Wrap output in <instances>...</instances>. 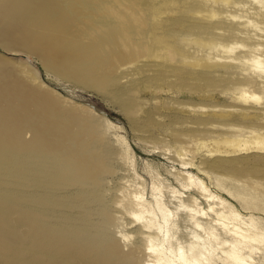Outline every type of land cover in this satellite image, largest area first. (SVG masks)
Here are the masks:
<instances>
[{
    "label": "rangeland",
    "instance_id": "rangeland-1",
    "mask_svg": "<svg viewBox=\"0 0 264 264\" xmlns=\"http://www.w3.org/2000/svg\"><path fill=\"white\" fill-rule=\"evenodd\" d=\"M32 1L0 0V130L6 139L15 130L11 140L25 143L20 150L27 148L35 163L49 156L61 169L48 175L45 164L30 167L40 168L42 178L45 173L47 186L43 179L35 185L39 188L34 186L35 172L28 165L23 185L5 184L15 193L21 189L27 201L22 205L18 192L11 197L18 206L5 202L0 207V264H142L147 258L139 232L143 226L129 214L136 193L153 210L162 228L153 234L165 247L166 224L157 198L177 212L173 245H186L193 232L203 233L188 215L194 198L207 207L197 187L200 180L243 216L253 214L264 225V153H216L209 144L236 135L250 142V130L264 138V71L252 61L229 69L203 64V54L250 57L247 48L255 43L264 63V6L258 0H90L94 8L82 12L78 23L71 12L47 16ZM74 6L69 2L65 9ZM244 90L260 98H239ZM56 161L65 163L61 167ZM82 164L88 175L81 176ZM188 174L194 182L187 183ZM61 182L67 191H60ZM235 193H242L249 206L243 207ZM202 221L208 226L211 219ZM255 256L264 264L263 249Z\"/></svg>",
    "mask_w": 264,
    "mask_h": 264
},
{
    "label": "bare ground",
    "instance_id": "bare-ground-1",
    "mask_svg": "<svg viewBox=\"0 0 264 264\" xmlns=\"http://www.w3.org/2000/svg\"><path fill=\"white\" fill-rule=\"evenodd\" d=\"M14 1V0H13ZM18 1V0H17ZM35 1V0H33ZM32 1V2H33ZM92 1V0H91ZM95 0H93L92 2H94ZM254 1V0H253ZM257 1V0H256ZM16 2V1H15ZM14 2V3H15ZM27 2V1H26ZM25 2V3H26ZM30 2V1H29ZM39 2V3H38ZM69 2H74L75 3V6L73 8H70V9H65V5ZM258 2H260V4H262L264 6V0H258ZM1 3V2H0ZM7 3V2H6ZM42 5V7H44V13L45 15L47 16H55V15H58L59 13H67L69 15V12H71L70 14H75V18H74V22H75V19L78 21L79 17L81 16L82 12H86L87 13V10H92L94 7H92V4L90 2V0H37L36 1V5ZM89 3V4H88ZM17 4H21L20 2L17 3ZM30 3H26L27 6H30L29 5ZM259 4V3H258ZM32 5V4H31ZM36 5L33 4V6H35V8L37 7ZM12 6H13V3H12ZM11 6V7H12ZM262 6V7H263ZM16 6H14L15 8ZM31 7V6H30ZM29 7V8H30ZM13 8V7H12ZM34 8V7H33ZM32 8V9H33ZM31 9V8H30ZM37 11L40 10L39 8H36ZM261 9V8H260ZM263 9V8H262ZM16 10V9H15ZM18 10H21V9H18ZM27 10H28V7H27ZM42 10V9H41ZM40 10V11H41ZM258 10V8H257ZM10 11V10H9ZM34 10H32L31 12L33 13ZM43 11V10H42ZM67 11V12H65ZM249 11V10H248ZM17 12V10H16ZM90 12V11H89ZM94 12V10H93ZM250 12V11H249ZM259 12V11H258ZM262 12V10H261ZM260 12V13H261ZM10 13V12H9ZM30 13V12H28ZM41 13V12H40ZM43 13V12H42ZM41 13V15L43 16V14ZM58 13V14H57ZM91 13V12H90ZM96 13V12H95ZM246 13V12H244ZM243 13V14H244ZM8 14V13H7ZM6 14V15H7ZM25 14V13H24ZM27 14V12H26ZM34 14V13H33ZM36 14V12H35ZM34 14V16H35ZM39 14V13H38ZM66 14V15H67ZM92 14V13H91ZM98 14V12H97ZM252 14V13H250ZM258 14V13H256ZM13 15V14H12ZM11 15V16H12ZM37 15V14H36ZM67 15V16H68ZM85 15V14H84ZM84 15H82V17L84 18ZM87 15V14H86ZM247 15V14H246ZM245 15V16H246ZM254 15V14H253ZM29 16V15H28ZM257 16V15H256ZM264 16V15H263ZM10 17V16H8ZM30 17V16H29ZM38 17V16H37ZM36 17V18H37ZM40 17V15H39ZM74 17V16H73ZM72 17V18H73ZM88 17V16H87ZM94 17V14L93 16ZM65 18V17H64ZM69 18V17H68ZM71 18V19H72ZM81 18V17H80ZM86 18V17H85ZM90 18V17H89ZM97 18V17H96ZM212 18V16H211ZM257 18V17H256ZM264 18V17H262ZM7 19V18H6ZM29 19V18H28ZM27 19V20H28ZM45 19V18H43ZM70 19V18H69ZM82 19V18H81ZM80 19V21L82 22V20ZM95 19V18H94ZM9 20V19H8ZM26 20V19H25ZM37 20H41L40 18ZM49 20V19H48ZM86 20V19H85ZM42 21V20H41ZM73 21V20H71ZM76 21V22H77ZM90 21V20H89ZM97 21V20H96ZM249 21V19H248ZM254 21V20H253ZM69 22V20L67 21ZM75 22V23H76ZM33 25H34V22H32ZM70 23V22H69ZM78 23V22H77ZM39 24V22L37 23L36 22V25L37 26ZM55 24V22H54ZM238 24V23H237ZM242 25H244V23H241ZM247 24V23H245ZM258 24V23H257ZM23 25V24H22ZM50 25V24H49ZM94 25V24H93ZM98 25V24H97ZM239 25V24H238ZM248 25H250L248 23ZM25 26V25H24ZM35 26L31 29H34ZM45 26V25H44ZM51 26V25H50ZM59 26V25H58ZM255 26V24H254ZM30 27V26H29ZM40 27V26H39ZM38 27V28H39ZM43 27V26H42ZM41 27V28H42ZM48 27V26H47ZM96 27V26H95ZM100 27V26H99ZM37 28V27H36ZM45 28V27H44ZM252 28H253V24H252ZM45 29H48V28H45ZM56 29V28H55ZM218 29V28H217ZM216 29V30H217ZM35 30V29H34ZM33 30V31H34ZM39 30H42L39 28ZM54 30V29H53ZM221 30V29H220ZM220 30H217V31H220ZM29 30H27L28 32ZM35 31H38V30H35ZM19 32V31H18ZM23 32V31H21ZM56 32V31H55ZM55 32L53 31V34H55ZM61 32V31H59ZM63 32V31H62ZM260 32V31H259ZM58 33V32H57ZM252 33V32H251ZM30 34V33H29ZM47 34V32H46ZM49 34V33H48ZM17 35V34H16ZM19 35V34H18ZM57 35V34H56ZM64 35V33H63ZM247 35V34H246ZM30 36V35H29ZM51 36V35H50ZM58 36H61V33L59 35L58 33ZM57 36V37H58ZM249 38V37H248ZM54 39V38H53ZM52 39V40H53ZM58 40L56 41H53V42H62V39H60V37L58 38ZM61 40V41H60ZM189 41L191 40L188 39ZM197 41V39H196ZM205 41V40H204ZM208 41V40H207ZM64 42V41H63ZM194 42V41H193ZM210 42V41H209ZM197 43V42H195ZM205 43L207 45H209L210 43L208 42H202L201 45ZM62 44V43H61ZM60 44V45H61ZM259 44L260 43H255L253 44L252 46H249L247 48V52L248 54H250V57H245V56H242V55H239V54H236V55H229L227 58H224V59H220V58H216V57H212L209 55H206V54H203L205 57V59L203 60V64H205V66H215L216 64H220L221 67H224L225 69H229V68H234L236 67L237 65L241 64V63H245L247 61H252V62H255L256 65H258V67L261 68L262 71H264V63L256 56V53L257 51L259 50ZM263 44V43H262ZM194 45V44H193ZM229 45V44H228ZM58 47V46H56ZM209 47V46H207ZM211 47V46H210ZM219 47V46H218ZM59 48V47H58ZM214 44L212 46V50L214 49ZM227 48H231V46H223V50H227ZM211 49V48H210ZM210 49H207V50H210ZM216 49H217V46H216ZM232 50V49H231ZM209 52V51H207ZM196 53V52H195ZM199 53V52H197ZM220 53V52H219ZM214 54H217V53H214ZM203 58V57H201ZM198 59V57H197ZM199 61L196 60V62ZM198 64V63H196ZM261 83V82H260ZM239 87V86H238ZM241 87V86H240ZM242 88V87H241ZM239 89V88H236V90ZM244 95H239L238 97L239 98H242L244 100H247L249 98H253V99H259L260 96L256 95V94H249L247 93L245 90H244ZM14 107V106H13ZM91 108V106H90ZM94 109V108H93ZM95 110V109H94ZM93 110V111H94ZM221 114V113H220ZM224 115V114H223ZM33 117V116H32ZM110 124L112 123L111 120H109L108 118L104 117ZM2 123V122H1ZM0 123V124H1ZM2 125V124H1ZM6 125V124H5ZM111 125V124H110ZM21 128V127H20ZM8 129L7 126L5 128V130ZM12 129H14L12 127ZM11 128H9V130H12ZM244 129V128H243ZM2 130H0V132L2 133ZM8 130V131H9ZM22 130V128H21ZM20 129L18 131H21ZM235 130H239V128L237 129L235 127ZM248 130V129H246ZM15 131V130H14ZM14 131L12 132L14 134ZM24 131V130H23ZM3 132H5L3 130ZM7 132V131H6ZM248 132V131H247ZM19 133V132H18ZM23 133V132H22ZM5 135V133H2V135ZM8 135V133H6ZM12 134V135H13ZM25 134V133H24ZM31 134V133H30ZM1 135V134H0ZM1 135V136H2ZM11 135V137H13ZM18 135V134H16ZM26 135V134H25ZM37 135V134H36ZM35 135V136H36ZM242 135V134H241ZM249 135L251 136L250 138L252 139L250 142H242L239 140L238 135H236L235 138H221V139H211V142L209 144H211L213 147L211 148L210 151L212 152H216V153H225V154H231V153H247V152H254V153H264V138L261 134L259 133H255L253 131L250 130L249 132ZM0 136V137H1ZM21 136V135H20ZM28 136H30L28 134ZM9 137L8 139H6V135H5V138L4 139H0V182L3 183L2 185L0 184V207L2 206V209L5 208V205L7 206V203L9 204H13L12 202L15 201L14 198H11L13 197V195H17L18 192H22L21 189L20 191H18L17 193L16 190H13V188L16 187V185H20L22 184L23 185V181L25 182L27 180V177L26 175H24V172L23 170L25 169V167L27 166L29 169L28 170H32V172H35V176L33 177L32 175V182L34 183V186L37 185V184H40L42 183V179H46L45 177V173H47L48 175L51 174L54 172L55 175L56 173H58L61 168H59V166L55 167L56 165L53 163L52 160H50L51 158L48 157V159L50 161H52V163L47 159H45L46 161L43 162L42 161V164H45L44 166V177L42 178L41 176H39V170L42 171L40 168L38 169V167H40L39 165H42L40 164L41 162L40 161H36L35 163V160L32 161V157H35L33 154H27L26 153V150L27 148L22 151V149L20 150V148H22V146L25 144H22L23 142H21L19 144V140H11V137L10 136H7ZM15 138L17 136H14ZM241 137V136H240ZM22 138H24L22 136ZM28 138V137H27ZM26 138V139H27ZM60 139V137H57ZM59 139H56V140H59ZM31 138L28 140L30 141ZM36 140V139H35ZM39 140V138H38ZM244 140V138H243ZM26 141V140H25ZM34 141V140H33ZM33 141L31 142H27V143H32ZM40 141V140H39ZM18 142V146L15 144H17ZM205 143V142H204ZM22 144V146H21ZM41 144V143H40ZM20 145V146H19ZM30 145V144H29ZM37 145V144H36ZM44 145V144H43ZM197 145V144H196ZM204 145V144H203ZM27 146V145H25ZM32 146V145H31ZM42 146V145H41ZM40 146V147H41ZM207 146V145H206ZM210 146V145H209ZM208 146V147H209ZM24 147V146H23ZM30 147V146H29ZM28 147V148H29ZM31 148V147H30ZM35 148V147H34ZM33 148V149H34ZM36 149V148H35ZM34 149V150H35ZM124 149H125V146H124ZM210 149V148H209ZM208 149V150H209ZM32 150V149H31ZM40 150V148H39ZM42 151V150H40ZM29 152V151H27ZM126 152V151H125ZM49 154V153H47ZM24 157L26 158L27 157V160L26 162L24 161ZM41 157V156H39ZM38 156L36 158H39ZM46 157V156H45ZM56 157V156H55ZM58 157V156H57ZM56 157V158H57ZM232 157V156H231ZM44 159V157H42ZM54 158V157H53ZM52 158V159H53ZM74 158V157H73ZM81 158V157H80ZM41 159V158H40ZM57 160V159H56ZM62 160V159H60ZM67 160V158H66ZM222 160V158H221ZM58 161V160H57ZM56 161V162H57ZM71 160H69L70 162ZM61 162V161H60ZM59 162V163H60ZM68 162V161H67ZM77 162V161H76ZM80 162V159L79 161L77 162V164ZM216 162V161H215ZM244 162V161H241V163ZM58 163V162H57ZM58 163V164H59ZM62 163H65L64 161L61 162L60 166L62 165ZM72 163V161H71ZM87 163V162H86ZM86 163L84 165H86ZM219 163V162H218ZM225 163V162H224ZM39 164V165H38ZM244 164V163H243ZM64 165V164H63ZM62 165V166H63ZM83 164L81 166H83L82 168H86V166H84ZM35 167V166H38L36 168H30V167ZM61 166V167H62ZM42 168H43V165H42ZM59 168V169H58ZM81 168V167H80ZM84 168V169H85ZM74 169V168H73ZM85 169V173L81 176H85L86 174V170ZM26 170V169H25ZM91 170V169H90ZM89 170V171H90ZM72 171H75V170H72ZM92 171V170H91ZM31 172V173H32ZM62 172V171H61ZM42 173V172H41ZM42 173V174H43ZM53 173V174H54ZM65 173V172H63ZM73 173V172H71ZM78 171H77V175H78ZM89 173V172H87ZM91 174V173H90ZM47 175V176H48ZM88 175V174H86ZM69 176V175H68ZM80 176V177H81ZM90 176V175H89ZM218 176V175H217ZM216 176V177H217ZM41 177V178H40ZM67 177V176H66ZM87 177V176H86ZM85 177V179H87ZM220 177V176H219ZM68 178V177H67ZM78 178V177H77ZM187 178V183H191V182H194L195 178L188 174V176L186 177ZM44 179H43V182H44ZM69 179V178H68ZM219 179V178H218ZM29 180V179H28ZM30 180V181H31ZM51 181L53 179H50ZM49 180V181H50ZM70 180V179H69ZM68 180V181H69ZM81 180V179H80ZM77 181L78 183L80 182ZM84 180V178H83ZM91 180V178H90ZM49 181H46V182H49ZM85 181V180H84ZM83 181V182H84ZM93 181V180H92ZM198 181V180H197ZM82 182V181H81ZM88 182H89V179H88ZM87 182V183H88ZM55 183L57 184V182L55 181ZM55 183L53 184V186L55 185ZM200 183H201V186H197L198 189L201 191V193L204 195L206 201H207V207H202L200 206V203L198 201L197 198H192L193 199V203L190 204L189 206V209H188V212H189V220L190 222H192V225H194V227L196 229H199L201 232L203 233H200L198 234L197 232H193L192 236H191V240L189 241L188 244L184 245L182 244L181 242L178 243V245L175 247L173 245V239L176 237V232H175V229L177 228V221H176V215H177V212L176 211H173V210H170L164 203L161 202V200L159 198H157V207L159 209V211L161 212L162 214V217H163V220L166 224V232H165V239L168 243V247L166 248L164 243H163V240L158 237V236H155L154 233V230L157 231V233H160L162 231V228L161 226L155 221V214L153 212V210L147 206L142 200H140L139 198V195L138 193H136L135 195V200L136 202L134 203V207L135 209H132L129 214L131 215V217L134 219V221L137 223V224H142L143 226V229L140 230V235H141V238L145 241L144 244V252L147 254V258L142 262V264H258L257 260H256V256H255V253L256 252H260L262 249L264 250V225L261 224V222L259 221V218L254 216L253 214H250L248 216H243L230 202H228L227 200L223 199L222 197L218 196L216 193H214L213 191H211L206 185L203 184V182L200 180ZM5 184H11L12 186L14 185L13 188L10 189H7V188H4ZM28 184V181L27 183ZM31 184V182H30ZM45 184V182H44ZM52 185V182L48 183V185ZM72 184V183H71ZM94 184V183H93ZM92 184V185H93ZM21 185V186H22ZM33 184L29 185L30 187L32 186ZM42 185V184H41ZM46 185V184H45ZM49 185V186H50ZM63 183L61 182V190L60 191H67L65 189H63ZM69 185V184H68ZM66 185V187L68 186ZM85 185H86V181H85ZM89 184H87L86 186L88 187ZM39 186V185H38ZM38 186H35V187H38ZM44 186V185H42ZM47 186V185H46ZM45 186V187H46ZM56 186V185H55ZM76 186V185H75ZM28 187V186H27ZM52 188V186H50ZM65 187V188H66ZM74 187V185H73ZM17 188V187H16ZM32 188V187H31ZM30 188V189H31ZM34 188V187H33ZM39 188V187H38ZM37 188V189H38ZM43 188V187H42ZM54 188V187H53ZM68 188V187H67ZM66 188V189H67ZM71 188V187H70ZM76 188V187H75ZM89 188V187H88ZM46 190V188H44ZM58 189L56 188V190L58 191ZM93 189V188H91ZM116 189V188H115ZM13 190V191H12ZM19 190V189H18ZM27 190V189H26ZM29 190V189H28ZM44 190V192H45ZM55 190V189H54ZM55 190V191H56ZM69 190V189H68ZM78 190V189H77ZM85 190V189H83ZM24 191V190H23ZM30 191V190H29ZM37 191V190H36ZM53 191V190H51ZM74 191H76L74 189ZM80 190L76 191L75 193H79ZM89 191V190H88ZM228 191V190H227ZM59 192V191H58ZM81 192V191H80ZM85 192V191H84ZM87 192V191H86ZM34 193V192H32ZM31 193V194H32ZM89 193H93V190H91V192ZM19 194V193H18ZM24 194H26V191H24ZM30 194V192H29ZM30 194V195H31ZM36 193L32 194L31 195V198L32 196H34ZM64 194V193H63ZM71 194V193H70ZM15 195V196H16ZM28 195V194H27ZM65 195V194H64ZM67 195V194H66ZM81 195V193H80ZM84 194H82L83 196ZM87 195H90L88 194L87 192ZM20 195H18V197H15V198H19ZM24 196L23 195V192H22V195L20 196V200H21V197ZM26 196V195H25ZM85 196V195H84ZM93 194L92 196H90L91 198H93ZM234 196H236L240 201H242V204H243V207H248L249 206V202L248 200H246V198L242 195V193H235ZM86 197V196H85ZM84 197V198H85ZM88 197V196H87ZM86 197V198H87ZM23 198V197H22ZM29 199L30 196L28 197ZM34 198H36L34 196ZM33 198V199H34ZM38 200L37 201H40L39 199L41 197H37ZM36 198V199H37ZM46 198V197H45ZM123 198V197H122ZM132 198V197H131ZM24 199V198H23ZM22 199V200H23ZM28 199V200H29ZM33 199L31 200V202L33 201ZM35 199V200H36ZM64 199V198H63ZM82 199V198H80ZM87 199H90L89 197ZM95 199V198H93ZM121 199V198H120ZM260 199H263V198H260ZM21 200V201H22ZM25 200L27 201V198L25 197L24 201H22V205L25 206V204H23V202H25ZM46 200V199H45ZM86 200V199H85ZM92 200V199H91ZM264 200V199H263ZM30 201V200H29ZM37 201H35V204L37 203ZM52 200H50L51 202ZM64 201V200H63ZM90 201V200H89ZM88 201V202H89ZM96 201V200H95ZM17 202V201H16ZM14 203L15 206H18L16 204L17 203ZM49 202V201H48ZM54 202V201H53ZM52 202V203H53ZM56 202V201H55ZM87 202V201H86ZM93 202V200L91 201ZM121 202V201H119ZM29 203V202H28ZM26 203V204H28ZM34 203V201H33ZM40 203V202H38ZM58 202H56L57 204ZM60 203V201H59ZM62 203V202H61ZM60 203V204H61ZM118 202H116V205H117ZM14 204L12 206H14ZM51 204V203H49ZM65 204V202H64ZM69 204V203H68ZM72 204V203H71ZM59 205V204H58ZM67 205V204H66ZM80 205V204H79ZM115 205V206H116ZM118 205H121V204H118ZM20 206H21V203H20ZM75 206V205H74ZM81 206V205H80ZM79 206V207H80ZM114 206V205H113ZM11 207V206H10ZM23 207V206H21ZM28 207V206H27ZM32 207V206H31ZM38 207V206H37ZM49 206L47 205V208ZM67 207V206H66ZM118 207V206H117ZM116 207V209H117ZM255 208H259L258 206H253ZM24 208V207H23ZM35 208V207H34ZM39 208V207H38ZM36 208V209H38ZM43 208V207H42ZM41 208V209H42ZM46 208V206H45ZM55 208V207H54ZM58 209H60L59 207H57ZM82 208V206H81ZM89 208V207H88ZM133 208V207H132ZM7 209V208H6ZM26 210H28L30 212V209L29 208H24ZM121 209V208H120ZM23 210V209H22ZM46 210V209H45ZM56 211V209H54ZM82 210V209H81ZM4 211V210H3ZM12 211V210H11ZM32 211V210H31ZM38 211V210H37ZM53 211V209H52ZM76 211V210H75ZM80 212V209L78 210ZM78 211L76 213H78ZM121 211V210H119ZM126 211V210H125ZM10 212V211H9ZM13 212V211H12ZM11 212V213H12ZM19 212V211H18ZM21 212V211H20ZM19 212V213H20ZM25 212V211H24ZM29 212H26L29 213ZM59 212V211H58ZM68 212V210L66 211ZM127 212V211H126ZM10 213V214H11ZM23 213V212H22ZM72 213V212H71ZM8 214V212H7ZM68 214V213H66ZM126 214V213H125ZM212 216H211V215ZM9 215V214H8ZM62 215L64 216L65 214L62 213ZM71 215V214H69ZM67 215V216H69ZM72 215H75L74 213ZM71 215V216H72ZM77 215V214H76ZM24 216H25V213H24ZM28 216H30L29 214H27L25 217L27 218ZM66 216V215H65ZM80 216V215H79ZM32 217V216H30ZM210 218L211 221H209V224L208 226L205 225V223L202 221L203 218ZM69 218V217H68ZM71 218V217H70ZM69 218V219H70ZM75 218V216L73 217ZM72 218V219H73ZM77 218H78V215H77ZM82 218V217H81ZM4 219V218H3ZM30 218H28L29 220ZM34 219V217H33ZM32 218L30 220H33ZM37 219V218H36ZM27 220V219H26ZM67 219H65V222ZM261 220V219H260ZM1 221V219H0ZM7 221V220H6ZM72 221V220H70ZM74 221V220H73ZM75 221L79 222L80 219H76ZM64 222V223H65ZM67 223H70V222H67ZM133 223V222H132ZM66 224V223H65ZM72 224V223H71ZM67 225H70V224H67ZM76 225V224H75ZM73 226V224H72ZM74 228V226L72 227ZM78 228V226H77ZM80 228V227H79ZM79 229H77L78 231ZM72 232V231H71ZM109 232V231H108ZM70 233V232H69ZM67 233V234H69ZM74 233V232H73ZM72 233V234H73ZM126 233V232H125ZM55 233H53L54 235ZM113 234V233H112ZM117 234V233H116ZM137 234V233H136ZM114 235V234H113ZM112 235V236H113ZM119 235V234H117ZM121 235V234H120ZM131 235V234H130ZM75 236V235H74ZM115 236V235H114ZM122 236V235H121ZM125 236V235H123ZM57 238V236H54ZM53 237V238H54ZM130 237V236H129ZM122 238V237H121ZM128 238V237H127ZM81 239V238H80ZM88 240V239H87ZM97 242V238L96 239H92V243H94V241ZM124 240V239H123ZM80 241H83V240H80ZM85 242H88L86 240H84ZM125 242V241H124ZM63 243H66V242H63ZM90 244L91 243V240L90 242H88ZM68 244V243H67ZM52 245V244H51ZM54 246V245H53ZM64 246H66L64 244ZM67 246H70V245H67ZM66 246V247H67ZM125 246V245H124ZM123 246V247H124ZM63 247V246H62ZM256 250V252L254 251ZM146 256V255H145Z\"/></svg>",
    "mask_w": 264,
    "mask_h": 264
}]
</instances>
